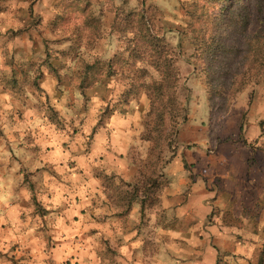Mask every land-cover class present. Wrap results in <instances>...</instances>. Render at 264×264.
<instances>
[{
	"label": "clouds",
	"instance_id": "9594fccd",
	"mask_svg": "<svg viewBox=\"0 0 264 264\" xmlns=\"http://www.w3.org/2000/svg\"><path fill=\"white\" fill-rule=\"evenodd\" d=\"M0 264H264V0H0Z\"/></svg>",
	"mask_w": 264,
	"mask_h": 264
},
{
	"label": "trees",
	"instance_id": "16d2710c",
	"mask_svg": "<svg viewBox=\"0 0 264 264\" xmlns=\"http://www.w3.org/2000/svg\"><path fill=\"white\" fill-rule=\"evenodd\" d=\"M237 0H229V5H231L232 3H236Z\"/></svg>",
	"mask_w": 264,
	"mask_h": 264
},
{
	"label": "rangeland",
	"instance_id": "374dc122",
	"mask_svg": "<svg viewBox=\"0 0 264 264\" xmlns=\"http://www.w3.org/2000/svg\"><path fill=\"white\" fill-rule=\"evenodd\" d=\"M257 159H259V158H257Z\"/></svg>",
	"mask_w": 264,
	"mask_h": 264
}]
</instances>
